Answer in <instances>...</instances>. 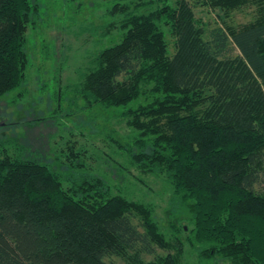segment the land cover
<instances>
[{
	"label": "trees",
	"instance_id": "trees-1",
	"mask_svg": "<svg viewBox=\"0 0 264 264\" xmlns=\"http://www.w3.org/2000/svg\"><path fill=\"white\" fill-rule=\"evenodd\" d=\"M106 1L111 16L124 13L121 39L81 72L68 112L81 99L129 117L139 130L126 147L133 164L173 187L175 237L148 205L112 194L101 177L71 172L65 186L62 173L11 157V142L0 140V264H113L112 256L180 264L186 243L200 264H264V0H157L143 11L133 0ZM201 1L223 11L252 2L256 17L206 29L194 12ZM39 14L32 0H0V96L26 78V34ZM164 27L176 38L172 55ZM143 93L151 102L132 107ZM57 97L61 104V89ZM186 216L191 228L179 227Z\"/></svg>",
	"mask_w": 264,
	"mask_h": 264
},
{
	"label": "rangeland",
	"instance_id": "rangeland-1",
	"mask_svg": "<svg viewBox=\"0 0 264 264\" xmlns=\"http://www.w3.org/2000/svg\"><path fill=\"white\" fill-rule=\"evenodd\" d=\"M68 1L71 5L67 7ZM149 1L154 3L148 4ZM32 2L40 6V23L27 30L29 67L25 80L15 90L0 96V140L11 142L5 147L11 157L30 155L62 173L65 186H68L65 178L71 172L101 177L110 184L112 194L148 205L160 230L173 240L175 233L168 226L175 206L173 187L166 175L144 172L133 164L126 147L139 130L130 124L129 117L122 115L121 109H105L98 104L87 108L81 99L79 107L68 112L71 89L80 81L81 72L89 69L98 52L121 39L124 13L118 8L111 16L112 1L106 0ZM158 2L133 0L130 5L139 4V11H143L156 8ZM194 12L206 29L240 27L254 21L257 13L252 2L223 11L202 1L196 3ZM164 30L167 52L172 55L176 38L169 27ZM59 89L63 92L61 104L57 101ZM151 98L152 95L143 93L131 105L147 104ZM73 157L79 158V169L72 167ZM258 189L264 191V182ZM187 218L179 222V227L191 228ZM189 233L186 230L182 238ZM144 258L152 260L153 256ZM107 261L126 264L117 256ZM180 264H200L195 248L188 243ZM217 264L231 263L219 259Z\"/></svg>",
	"mask_w": 264,
	"mask_h": 264
}]
</instances>
